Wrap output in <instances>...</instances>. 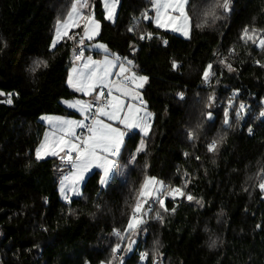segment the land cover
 <instances>
[{
    "label": "trees",
    "instance_id": "obj_1",
    "mask_svg": "<svg viewBox=\"0 0 264 264\" xmlns=\"http://www.w3.org/2000/svg\"><path fill=\"white\" fill-rule=\"evenodd\" d=\"M209 2L189 0L186 38L156 28L152 0H120L114 22L104 18L101 0H90L101 24L94 41L148 77L142 92L154 116L146 137L126 136L120 156L128 165L125 177L116 168L102 187L95 170L82 195L69 202L58 188L65 163L55 156L37 160L35 150L46 130L42 115H74L62 100L78 95L67 84L76 42L65 38L51 47L55 23L72 0H0V264H100L110 260L116 243L121 250L113 264H152L153 258L155 264H264V192L258 187L264 178V120L254 133L246 130L264 100V67L255 63L264 64V51L240 39L245 26L264 29V0H231L232 11L218 10L215 19L203 15ZM149 32L152 39H140ZM36 60L47 67L35 66ZM208 64L215 73L210 84L202 79ZM209 96L215 97L211 107ZM229 99L233 109L240 102L247 106L239 121L230 109L231 128L222 123ZM209 111L214 121L206 118ZM225 132L217 150L208 152V143ZM142 138L145 150L133 162ZM149 176L195 199L168 198L167 212L149 201L153 211L145 208L146 222L125 232ZM133 237L136 244L127 254ZM143 252L149 253L145 260Z\"/></svg>",
    "mask_w": 264,
    "mask_h": 264
},
{
    "label": "snow or ice",
    "instance_id": "obj_2",
    "mask_svg": "<svg viewBox=\"0 0 264 264\" xmlns=\"http://www.w3.org/2000/svg\"><path fill=\"white\" fill-rule=\"evenodd\" d=\"M189 0H152V8L155 9L156 15L152 19L157 29H171L174 32H181L185 36L189 35L192 18L188 15L186 6ZM104 18L108 21H114L117 7L120 0H101ZM94 5L89 0H72L70 9L67 11L64 20H57L56 37L52 41V47H55L58 40L65 38L78 41L79 47L73 49V69L68 76V85L76 91L92 96L90 101L77 100L75 102L63 101L70 107L78 109L84 119L70 120L61 117L46 116L42 119L47 120L52 128L51 133H45L44 140L37 147L35 155L37 160L45 158L49 155L57 156L62 162H67L71 166V181L65 183L68 177L60 181V193L64 200L70 202L69 193L82 195L80 192V182L84 180L85 174L90 173L93 168L102 169L103 174L100 176L99 184L106 187L110 182V177L114 168L119 167L120 174L124 175V165L119 163L121 156V148L124 145L126 134L132 129H139L144 136H147L151 127L149 121L152 113L146 111V102L143 100L138 89L143 88L147 82V76H138L132 69L135 67L134 62L128 60L127 57H120L117 54L110 53L107 46L97 44L95 46L86 44L85 41H91L98 35L100 30V21L95 19L93 11ZM221 11L225 15L232 11L231 0H210L206 10L203 12L205 18H218L216 13ZM145 20L150 19L147 14H143ZM207 22V19H205ZM199 26V25H198ZM83 35H70V31L81 28ZM132 29H129L131 31ZM153 33L149 32L141 34L140 39H152ZM240 39L245 43L251 42L260 50L264 51V29H256L245 26L241 32ZM167 44V41H163ZM95 47L104 50L103 60H94L92 56H85V49ZM133 51L135 49L133 48ZM234 52V49H229ZM256 64L264 67L260 60L255 61ZM35 66L43 64L47 67V61L36 60L33 62ZM220 64L228 69L229 72L234 71L232 64L227 63L226 59H222ZM118 67V71H114ZM173 69L178 67L176 61L172 62ZM213 65L208 64L203 69L202 79L206 84H210L215 73L212 72ZM35 71V67L31 69ZM117 77L113 79L112 77ZM2 94V93H0ZM238 93L233 92V96ZM9 97L12 93L7 94ZM183 98V94H179ZM214 96H209L208 106L211 107ZM129 100L138 101V103L128 102ZM7 103L11 104L9 98ZM234 101L228 100V107L223 111V125L231 128L230 109L235 112L237 121L242 119V113L246 111V105L239 103L238 108L233 109ZM143 112V115L141 113ZM264 117V111L260 113ZM107 118L106 122L105 119ZM209 121H214L211 111L206 117ZM86 121H89L86 123ZM123 125V128L114 126V123ZM199 127V126H198ZM76 129H86L84 135H77ZM251 133L252 129L248 128ZM227 133L220 135L218 139L212 140L207 145L208 152L212 153L217 150L219 144L226 139ZM191 140L196 139L194 131L188 132ZM145 150L144 139H141L136 153ZM187 155V153H185ZM199 159V157H196ZM134 162L135 155L130 158ZM264 171V170H262ZM259 189L264 192V178L260 180ZM171 198H186L193 201L195 198L190 193H185L182 187H168L163 181L158 180L154 176H149L144 180L139 190L138 198L132 209V215L124 230L137 229L144 223L143 216L145 208L149 212L153 209L149 206V201L158 204L160 210L169 211L166 207L165 200ZM199 203V201H198ZM175 211V208L171 210ZM156 219L163 220L160 211H156ZM114 234L120 237V230H114ZM158 243V242H157ZM215 246V241L210 245ZM121 250V244L116 243L112 247V257L108 264H113L117 260V253ZM149 257L148 252L140 253L141 260ZM155 257V252L153 253ZM101 264H105L101 261ZM152 264H155L153 258Z\"/></svg>",
    "mask_w": 264,
    "mask_h": 264
},
{
    "label": "rangeland",
    "instance_id": "obj_3",
    "mask_svg": "<svg viewBox=\"0 0 264 264\" xmlns=\"http://www.w3.org/2000/svg\"><path fill=\"white\" fill-rule=\"evenodd\" d=\"M89 2H90V0H89ZM68 10H69V9H68ZM68 10H67V11H68ZM152 10H153V14L151 15V18L153 19V18L155 17V15H156V12H155V9L152 8ZM67 11H66V12L63 14V16L60 17L58 20H64L65 17H66ZM117 11H118V7H117ZM117 11H116V15H117ZM116 15H115L114 21H115V19H116ZM95 19L98 20L97 18H95ZM98 21H99V20H98ZM114 21H112V22H114ZM100 25H101V24H100ZM56 28H57V21H56V23H55V30H54V34H53V39H52V41H53L54 39H57V37H56ZM163 30H166V29H163ZM166 31L174 32V31H172L171 29H167ZM72 32H74L75 35H80V34L83 35L82 27H81V28L74 29V30H71L69 34H71ZM99 33H100V30H99ZM99 33H98V35H99ZM174 33H176V34H178V35H181L182 37H186V38H188V37L190 36V33H191V27H190V31H189V35H188V36H185V35H184L183 33H181V32H174ZM98 35L95 36V37L93 38V40H91V41H87V40H86L85 43H86V44L93 45V46H95V45H97V44H103V45H105L104 43H102V42H100V41H94V40L98 37ZM61 41H62V40H58L57 44L60 43ZM57 44H56V45H57ZM56 45H55V46H56ZM77 45H78V41L76 42V47H75V48H77ZM51 47H52V42H51ZM52 48H54V47H52ZM91 48H92V49H95V50H98V51L100 52L99 57H103V56H104L105 53H104V50H103V49H98V48H95V47H91ZM91 48H90V49H91ZM86 49H87V48H86ZM73 64H74V61H73V59H72V63H71L70 68H69L68 76H69V73H70V72L72 71V69H73ZM138 76H139V74H138ZM140 76H145V75H141V74H140ZM67 81H68V77H67ZM67 84H68V83H67ZM68 86H69V85H68ZM138 91L140 92V90H138ZM89 99H91V97L86 95V96H85V99L76 97V98L69 99V100L64 99L63 101H69V102H75V101H77V100H86V101H89ZM128 102H131V103H138V101H132V100H129ZM64 104H65L67 107H69L72 111H74V112H75V111L78 112V114H77V115H70V117H69V115H66V116H63V115H62L61 118L70 119V120H81V119H84L83 115L78 111V109L70 107L69 104H66V103H64ZM262 105L264 106V100H262ZM146 111L152 113L151 110L147 108V106H146ZM141 115H143V112L141 113ZM245 115H246V111H245V113H243V116H245ZM46 116L57 117V115H52V114H44L42 117H46ZM153 116H154V115H153V113H152V117H151V119H150V121H149V123H150V125H151V127H150V129H149V132H150L151 129H152ZM42 117H40V119H41V121H43V122L46 124V130H45V132H44V134H43V137H42V139H41V141H40V143L38 144L37 147H39L40 144H41V142L44 140L45 133H51V132H52V128L50 127L48 121L42 119ZM102 119H105V121L107 122V118L102 117ZM113 123H114V126L123 128V125H121V124H119V123H116V122H113ZM131 131H134V130H131ZM139 132L141 133L142 136H144V134H143L141 131H139ZM149 132H148V134H149ZM76 134L79 135V129H76ZM148 134H147V135H148ZM145 137H146V136H145ZM125 139H126V137H125ZM142 139H143V138H142ZM140 141H141V140H140ZM140 141H139L137 147H139V145H140ZM124 143H125V140H124ZM144 143H145V145H146L145 140H144ZM123 146H124V145H122V148H123ZM37 147H36V149H37ZM137 147H136L135 150L133 151V153H132L133 155L138 154V153H136V149H137ZM122 148H121V152H122ZM35 151H36V150H35ZM35 156H36V155H35ZM48 157H52V156L49 155V156H47V157H45V158H48ZM55 157H57V156H55ZM45 158H42V159H45ZM58 158H59V157H58ZM119 163H120L121 165H124V166H125V168H124V175H121V174H120V177H121V178H124L125 175H126V170H127L128 165H127L126 163L120 161V160H119ZM117 168L119 169V167H117ZM115 169H116V168L113 169V172L115 171ZM95 170H99V171L101 172V175L103 174L102 169H100V168H93L92 171H91L90 173H92V172L95 171ZM119 170H120V169H119ZM71 172H72V169L70 170L69 175L67 176V177H68V180L65 181V183H69V182L71 181ZM113 172H112V174H111V177H112V175H113ZM90 173H86V174H85V177H84V180L80 182V192H81V193H82L83 183H84V181L86 180V178L88 177V175H89ZM111 177H110V179H111ZM64 178H65V177H62L61 179H59V185H58V188H59V189H60V181H61L62 179H64ZM146 178H147V177H146ZM146 178H145V179H146ZM143 183H144V182H143ZM59 192H60V191H59ZM69 196H70V197H77V196H79V195H75V194H73V193L70 192V193H69ZM60 197L63 199L61 193H60ZM63 200H64V199H63ZM136 241H137V238H136V237H133L132 239H130V241H129L128 245H127V251H126L127 254H130V253L132 252V250H133V248H134V246H135V244H136ZM104 262H105V264H108L107 261H104ZM100 264H101V263H100ZM118 264H120V263H118Z\"/></svg>",
    "mask_w": 264,
    "mask_h": 264
},
{
    "label": "built area",
    "instance_id": "obj_4",
    "mask_svg": "<svg viewBox=\"0 0 264 264\" xmlns=\"http://www.w3.org/2000/svg\"><path fill=\"white\" fill-rule=\"evenodd\" d=\"M94 11V9H93ZM149 10H146V13H148ZM79 47V44L77 45V48ZM85 54H89L91 56H94L95 55V52L94 51H87V49H85ZM117 77L114 76L113 79H116ZM140 94L144 100V95H143V92L140 91ZM226 107H228V105H226ZM264 111V106L261 105L259 106V108H257L256 110H254L251 114V121L247 124L246 126V130H247V133L248 132V128H251L252 129V132L249 133V134H252L254 133L255 131V127H256V123L260 122V121H263L264 120V117H261L260 116V113ZM89 121H86V123H88ZM87 130L86 129H80L79 131V135H84L86 134ZM71 170V166L69 164H67V162H65V166H64V169L63 171L61 172V174L58 176V180L61 179L62 177H67L69 175V172ZM146 222V220L144 221Z\"/></svg>",
    "mask_w": 264,
    "mask_h": 264
},
{
    "label": "crops",
    "instance_id": "obj_5",
    "mask_svg": "<svg viewBox=\"0 0 264 264\" xmlns=\"http://www.w3.org/2000/svg\"><path fill=\"white\" fill-rule=\"evenodd\" d=\"M81 35V34H80ZM89 50H92V51H94L95 53H97L98 55H94V56H92V58L94 59V60H103V58H104V56L103 57H99V55H100V52L98 51V50H95V49H90V48H88ZM107 50L109 51V49H108V47H107ZM110 52V51H109ZM111 53V52H110ZM85 56H89V54H85ZM91 56V55H90ZM119 69H118V67L114 70V71H118ZM133 71H135L136 72V74L138 75L139 74V76H140V74L141 75H144V74H142L138 69H136V66L132 69ZM146 76V75H145ZM112 78H114V76L112 77ZM145 84H146V82H145ZM145 84H144V86H145ZM144 86H143V88H144ZM70 87V86H69ZM71 88V90H73L74 92H76L78 95L76 96V97H78V98H83V99H85V94L84 93H81V92H78V91H76V89H74V88H72V87H70ZM143 88H141V89H138V90H140V91H142V89ZM76 97H74V98H76ZM91 97V99H89V101L90 100H92L93 99V97L92 96H90ZM71 99H73V98H71ZM66 100H69V99H66ZM62 104L67 108V109H69L71 112H73L74 113V115H77L78 114V112H74V111H72L69 107H67L64 103H63V100H62ZM52 115H57V117H62V114H52ZM67 115V114H66ZM66 115H63V116H66ZM43 116V115H42ZM41 116V117H42ZM69 117H70V115H69ZM41 120V119H40ZM43 122V121H42ZM107 122H109V121H107ZM44 123V122H43ZM45 124V123H44ZM46 125V124H45ZM132 130H134V131H130V132H139L140 130L139 129H132ZM79 131H80V129H79ZM129 132V133H130ZM128 133V134H129ZM140 133V132H139ZM128 134H126V136L128 135ZM125 136V137H126ZM63 163H65V162H63Z\"/></svg>",
    "mask_w": 264,
    "mask_h": 264
}]
</instances>
